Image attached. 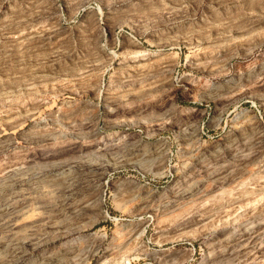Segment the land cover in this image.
Listing matches in <instances>:
<instances>
[{
    "label": "rangeland",
    "instance_id": "obj_1",
    "mask_svg": "<svg viewBox=\"0 0 264 264\" xmlns=\"http://www.w3.org/2000/svg\"><path fill=\"white\" fill-rule=\"evenodd\" d=\"M0 264H264V0H0Z\"/></svg>",
    "mask_w": 264,
    "mask_h": 264
}]
</instances>
